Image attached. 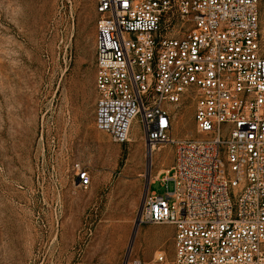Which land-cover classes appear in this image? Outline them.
Here are the masks:
<instances>
[{
    "label": "built area",
    "instance_id": "built-area-1",
    "mask_svg": "<svg viewBox=\"0 0 264 264\" xmlns=\"http://www.w3.org/2000/svg\"><path fill=\"white\" fill-rule=\"evenodd\" d=\"M260 8L261 0H97L95 125L125 144L137 120L149 151L174 147L139 214L142 225L175 228L173 264H264ZM188 100L196 137L176 138ZM162 175L174 191L158 196L151 186ZM78 178L90 186L86 171Z\"/></svg>",
    "mask_w": 264,
    "mask_h": 264
},
{
    "label": "rangeland",
    "instance_id": "rangeland-1",
    "mask_svg": "<svg viewBox=\"0 0 264 264\" xmlns=\"http://www.w3.org/2000/svg\"><path fill=\"white\" fill-rule=\"evenodd\" d=\"M96 6L0 0V264H173L175 229L137 223L174 147L151 153L137 120L125 144L95 125ZM193 136L188 100L174 137ZM164 177L152 193L174 191Z\"/></svg>",
    "mask_w": 264,
    "mask_h": 264
},
{
    "label": "bare ground",
    "instance_id": "bare-ground-1",
    "mask_svg": "<svg viewBox=\"0 0 264 264\" xmlns=\"http://www.w3.org/2000/svg\"><path fill=\"white\" fill-rule=\"evenodd\" d=\"M162 148H158L156 149L158 152L161 150ZM151 153H153L154 151H150Z\"/></svg>",
    "mask_w": 264,
    "mask_h": 264
},
{
    "label": "crops",
    "instance_id": "crops-1",
    "mask_svg": "<svg viewBox=\"0 0 264 264\" xmlns=\"http://www.w3.org/2000/svg\"><path fill=\"white\" fill-rule=\"evenodd\" d=\"M173 226H171V228H172ZM172 229H175L174 227L172 228Z\"/></svg>",
    "mask_w": 264,
    "mask_h": 264
},
{
    "label": "water",
    "instance_id": "water-1",
    "mask_svg": "<svg viewBox=\"0 0 264 264\" xmlns=\"http://www.w3.org/2000/svg\"><path fill=\"white\" fill-rule=\"evenodd\" d=\"M137 224H138V225L140 224V223H139V221H138V223H137Z\"/></svg>",
    "mask_w": 264,
    "mask_h": 264
}]
</instances>
